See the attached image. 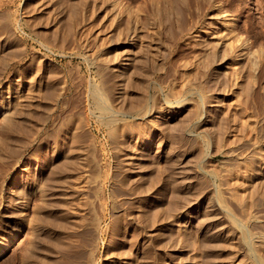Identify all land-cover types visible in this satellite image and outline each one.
<instances>
[{
    "label": "bare ground",
    "instance_id": "1",
    "mask_svg": "<svg viewBox=\"0 0 264 264\" xmlns=\"http://www.w3.org/2000/svg\"><path fill=\"white\" fill-rule=\"evenodd\" d=\"M28 1L23 0L19 16V6L11 10L16 7V0H0V257L7 254L27 228V245L16 256L14 264H172L179 247L193 264H215L217 252L215 244H211L213 238L205 239L200 234L201 229L193 227L194 219L203 208L206 217L221 214L229 219L231 229H235L257 260L264 264V221H257L261 216L257 217L253 209L248 210L257 201L264 202V140L253 145L251 151L236 152L228 146L232 129L227 122L228 113L246 110L245 100L241 101L242 91L248 94L250 87L255 85L257 58L253 57L251 62L254 69L247 77L246 86L238 97L235 94L236 109L226 110L224 103L228 99L226 96L219 98L216 92H226L227 82L235 80L239 72L236 65L249 55L244 52L248 39L234 28V18L227 17L226 11L218 5L213 7L215 14L210 17L215 20L197 27L196 22L189 24L187 20L192 21L193 10L199 11V4L212 0H164L161 10L159 0L151 3L154 13L165 11L163 17L166 14L171 38L190 41L191 47L202 48V56L185 58L172 72L177 75L179 70L185 71V79L192 77L189 81L198 95L195 101L187 103L181 93H169L164 97L166 105L157 100L151 104L141 103L142 97L141 100L137 97L141 104L135 105L130 103L136 83L132 82V64L152 47L140 38V10L132 11L120 0H109L111 21L116 22V30L122 31L120 27L128 17L132 22L131 27L128 25L129 31L123 34V41H128L125 63L116 69L119 74L113 77L120 83L119 97L114 89L118 84L113 87L103 73L115 71L112 69L119 64L120 54L114 55L117 58L113 56V66L109 65L110 58H107L109 61L104 58L105 51L88 57L89 67L97 68L95 72L100 79L89 87L96 107L89 113L95 118L97 129L104 134L97 146L90 121L80 118L83 113L78 111L76 81L65 85L66 81L61 80L63 76L57 80L56 73L60 69L44 54L33 56V59L37 57V66L34 75L27 80L25 72L30 69L31 62H23L27 49L20 33L29 13ZM70 2L72 8L70 12L67 10V15L73 28L82 3ZM59 4L56 6L61 7ZM231 38L239 43L236 50ZM10 41L16 43L15 50H10ZM228 55L235 58L232 70L224 61ZM44 65L54 67L52 78L47 79ZM188 70L193 71L192 76L186 74ZM172 83L171 89H175L176 82ZM260 88L264 99V80ZM127 101L130 106H126ZM168 115L170 118L166 117ZM179 116L182 118L174 124L172 120H178ZM253 126L255 129L256 122ZM27 147L31 150L23 156L21 151ZM154 149L157 150L151 156ZM187 156H195L197 162L194 185L190 180L193 177L186 173L190 170L184 167L187 163L183 164ZM217 156L222 158L216 160ZM5 165L10 168L4 169ZM214 165L224 166L228 173L221 179L231 190L228 196L220 191L210 196L206 176L211 172L206 171V167ZM247 173L260 181L247 192L245 187H251L246 184L243 187L242 183L244 192L239 193L233 179ZM34 193L37 201L31 209L30 196ZM214 197L218 206L211 202ZM72 198L77 203L71 202ZM238 212L245 216L240 217ZM251 219H254L252 224ZM241 226L244 228L239 230Z\"/></svg>",
    "mask_w": 264,
    "mask_h": 264
},
{
    "label": "rangeland",
    "instance_id": "2",
    "mask_svg": "<svg viewBox=\"0 0 264 264\" xmlns=\"http://www.w3.org/2000/svg\"><path fill=\"white\" fill-rule=\"evenodd\" d=\"M37 1L39 4L36 3ZM40 1L41 0H35V2L34 0L28 1L29 2L28 3L29 13L25 16L26 24L24 26L23 32L20 33V38L22 39L27 49V57L23 60V62L24 64L31 62V64L29 63L30 69H28L25 72L26 77H28L27 80L31 76L34 75L35 73L34 68H36L37 66L36 64L37 57L35 59L33 58L35 57V55L40 56V54H44V55H47V57H49V59L53 61L55 67L57 66L60 69V72L56 73V75H58L57 77L58 79L56 78L57 80H59L63 76L61 80L64 79L66 81L65 85L70 84L72 81L73 82L76 81L77 83L76 82L75 83L76 85H78L77 86V99L79 100V101L77 100L78 101L77 106L79 107L78 111L80 114L83 113V115H81L80 118L84 122L90 121L89 124L95 135V143L97 146H99L98 145L99 141L100 142L103 141L104 134L102 130L97 129L98 124L95 123V118L94 117L92 118V116L89 113L90 110H93V109L95 110L96 108L94 107L95 104H93L94 100L93 98H91L89 87L91 83L93 82L98 83L100 79H99V76L96 75V72H95L97 68L92 65L89 67L90 64L88 61V57L91 56L92 54L98 55L100 51H103V52L105 51L106 55L104 56V58L105 59L110 58L109 65L113 66L112 62L114 61V57L117 56V54H120L118 56L119 64H115L117 65V67L115 66V69H112V70H115L116 72L112 71L113 73L111 72H104L105 74L103 73V75L107 79H109L108 81H110L111 84H113V87H117L116 84H118L117 88L120 92L117 91V88H114V89H116L115 90L116 97L117 96L119 97V95L121 94V90H120L121 87L119 86L120 83H118L119 80H117L116 78L114 79L113 77L119 74V71L117 72L116 69L125 63L123 58H125L124 51L127 50L128 41L126 42L125 40L123 41V39H125L124 33L129 31L127 29L131 27L130 23L132 21L130 20V17H128L129 18L128 19L127 17L124 16L125 18H127L126 22L123 21V25L120 27L122 31L120 30L118 31L116 30V27H115L116 22L111 21L112 13L108 5L109 0H106V1L105 0L104 1L103 0H75V2L77 1L78 3L80 2L79 3L80 5L82 3V5L80 7V5L77 3L78 7L80 8L78 9L79 12L77 10L79 14L76 13L78 15V16L76 15V18H79V19H77L76 26L71 28L70 27L71 24L70 22H68L69 15H67L69 14L71 10L70 7L72 6V4H70L71 3L70 0H62V2L61 0H45L44 4H43L44 0H42L41 3ZM82 1H84V3ZM120 1L122 2V4L125 5V7L130 8V10L132 9V11L140 10V12L138 13V19L140 21L139 28L141 27L140 28L141 30L140 38L141 39L143 38L142 41L150 43L152 47L151 51L147 53L148 55L144 53L145 55L141 56V59L138 58L139 61L137 60V58L135 59L133 64L134 65L137 64V65L134 66L132 64L131 70L134 69L133 70L134 73L132 75L133 76L132 82L133 83L136 82L137 86H136V83L133 85L134 89L132 88V91L134 93L131 95V97L133 96L132 98L134 99L130 98V103L132 102V104L134 103L135 105L141 104L143 102L151 104L155 102V100H157L159 103L163 104L164 97L167 96L169 93L171 94L181 93L182 97L187 99L186 101L187 103H191L192 101H195L197 99L198 91L195 89V86H192L191 81H189V79H192V77L185 79L186 78L185 77L186 75H184L185 71L179 70V72L177 73L178 76L176 75V73L174 74L172 72H174V70L178 68V65L180 64V62L183 61L185 58L191 60L197 55H198L197 57H200V55L202 56L203 54L202 48L197 47L198 48L197 49L196 47H193V46L191 47L190 41L187 43L183 40L175 41L176 39L171 38V36L168 33V27L170 24L169 23L166 24L167 23L166 14H165V17H163V14L165 13V11H160L162 13H160L159 11L154 13L152 9V6H153L152 4L158 0H154V1L153 0H134V1L133 0H120ZM158 2L160 4L159 9L161 10V8H163L162 6H164L165 4L164 3L165 1L159 0ZM22 3H23V0H16V7H12L11 9L13 11L19 6V16L21 15V12H22L21 11ZM35 3L38 5H36ZM58 3H60L59 5H61V7L56 6ZM40 4L43 5V7ZM202 4L203 3L199 4V7L202 8L203 11L201 12L202 9L200 10V8H199V11L193 10L194 17L192 21L190 20L191 23L189 20H187L189 24H193V22L194 23L196 22L197 24L196 26L201 27L202 25H205L204 23L206 21L208 22V20L209 21L215 20V19H211L210 17L213 16V14H215L214 13L215 8L213 7H216L219 5L224 9V11H226V14H228L227 17L231 18L232 16L234 18L235 20L234 28L237 30L238 33L243 35V37L248 39V42H249L248 46L244 50V52H247V53L249 52V55L248 56L245 55L242 58L243 60L239 64L236 65V67H238L239 69V72L234 76L236 77V79L234 80L232 78L227 82V85L225 87L226 92L223 91L221 93L220 90L216 91L218 92L219 98L226 96V100L228 99L227 101H225L226 103H224L226 110L227 108L231 110L233 108L234 109L237 108L235 94H238L237 95L238 97L241 94L240 92L246 86L247 77L249 74H251V71H253L254 69V67L251 66L253 57H255V60L257 58V61H259V67H257L256 69L257 79L255 81V85L250 87L248 94H246L244 90L242 91L241 101L243 103V101L245 100V108H246L245 112L239 111V112H235V114H232V113L227 114V122L229 123L232 129L230 132L231 134L230 138L228 139V142H229L228 146L234 149L236 152H241L244 154L247 151H251L253 148V145H256L260 143V141L264 140V99L262 97V90L260 88V84L264 80V0H212L211 3H204L203 5ZM200 5H202V7ZM31 7H34L35 11L34 10L32 11L33 8ZM67 10H69V12H67ZM61 13L63 14L62 16L65 15L64 16L65 18L63 17L64 21L62 20V16L60 15ZM160 14H162V16ZM195 14L196 15L200 14V16L197 17ZM55 15H56V20H55ZM131 18H133V15L131 16ZM197 20L199 21L198 23H197ZM54 23H56V25ZM125 23L127 25V26L125 25L126 28L124 26ZM68 27L70 28V30ZM114 32H115V35H114ZM117 32H118V35H117ZM52 36L55 37L56 40L55 38L52 39ZM119 36L121 37V39L119 38ZM169 37L171 40L173 39L172 42H170L171 40L169 39ZM116 39H118L119 42H117ZM48 41L51 43H49ZM230 41H232L231 43L233 45V49L236 50V46L237 44L239 45V43H235L234 38H231ZM12 43L14 42L12 41L8 42L9 45H12V48H10V50H15L16 43H14V45ZM53 43H55L56 47L54 46ZM57 44L60 46H58ZM44 48L47 49L48 52ZM151 55L154 57H152ZM85 56L87 57V59ZM120 56L122 57L123 60L121 59ZM30 59L33 61L34 65ZM109 60L107 59V61ZM140 60L142 61L140 62ZM224 61L230 64L229 70H232V68L234 67V64H236L235 58L231 59L230 55L226 56ZM138 62L140 63L138 64ZM142 63H144L143 66L140 65ZM44 66L45 67L43 69V72L47 76V79L48 78L50 79L51 75H53L52 72L54 71V67L48 66V65H44ZM141 66L142 68H140ZM138 69L139 71L141 69L142 73L141 71L139 72ZM135 72H137L136 75L138 74V72L140 74L136 76L134 75ZM186 72H188L186 74H191L192 76L193 71L188 70ZM110 73L112 77L111 75H109ZM134 76H136L137 78ZM185 80L186 81L188 80L189 82L188 81L186 82ZM172 82H176V85L174 84L175 89H171V87H173ZM26 86L28 88V83H26ZM152 96H155V98L153 97L154 100L152 99ZM137 97H139L140 100L142 97L143 101L141 102L139 98ZM119 101L121 102V99H119ZM126 103H128V101ZM130 103H128L126 106H130L131 105ZM227 103H229L230 106ZM96 114H98V112H96ZM166 117L170 118L169 115ZM181 118L182 117L179 116L178 120L174 119L172 120V122L174 124H177V122H179ZM1 120H2V117L0 115V124H1ZM255 122H256V127L255 129H253L254 127L253 125H255ZM143 129H144L143 132H146L145 128ZM255 135H257L256 139L251 141L250 139L251 138L253 139ZM237 145H239V147H237ZM236 147H237V150H236ZM30 150L31 149H29L28 147L27 149L23 148L21 151V154L25 156L28 154V151ZM156 150L154 149V151L151 152V156L155 154L154 152H156ZM109 151L111 152V149ZM190 158H191L190 156H187L183 164L185 163L188 164V166H186L187 164L184 165L185 170H190V171H187L186 173H189L188 176L194 178L195 177L194 170L197 168L196 167L197 162H195L196 160L195 156L194 158L193 157L191 159ZM221 158H222L221 156H217L216 160H219ZM192 163L193 164L195 163V164L193 165ZM189 164L193 166L190 167ZM4 167H3L4 169L10 168V166H7V165H5ZM191 171H193V173ZM206 171L212 173V174L208 173V176H206L207 181L206 179H204L206 181L207 189L210 191L209 192L210 196H211V193L212 195L214 194V196H216V192H219V191L223 195L228 196V193L231 190L221 180L222 178L224 179V177H226V175L228 174L225 167L217 166V165L207 166ZM242 176L241 177L238 176L237 179L236 178L233 179V184L235 182L236 190L239 193L244 192L243 188L241 187L242 183L243 185L246 184L247 187H251V188H246L245 185L244 186L242 185L243 187H245V190H246L245 192H247L250 189H252L255 185H257L256 183H259L260 181L259 178H253L252 177L254 176L253 174H251L250 175L251 177H250L247 173L246 175H244L245 177L243 176L245 179L244 178L242 179ZM193 178H190V180L192 179L191 180L192 185L196 183L195 178L194 179ZM246 181H249V182H246ZM30 198H31V202H33L31 203L32 205L31 209H32L33 205L37 201L35 200L37 198V195L34 193L33 195L30 196ZM74 200L75 199L72 198L70 201L71 202L73 201V203H77V201L76 200L74 201ZM211 202L215 204V206L216 205L218 206V200L215 197L213 200H211ZM260 202L261 201H257V203L254 204V206L251 205V208L249 207L248 210L250 211L251 209H253V211L252 210L251 211L253 213L255 212V215L257 217L261 216L260 218H257V221L258 220L264 221V202H262V204ZM256 210L260 212L257 213L258 211ZM201 212L202 213L199 216H197L198 218L196 217L194 219L193 227L195 226L194 229L200 228L201 229L200 234L203 235L205 239L210 240L211 238H213V240L211 239L212 241L211 244L212 245L215 244L214 251L217 252V255L215 256L216 257L215 264H261L259 260H257V258L255 257V255L252 253V251L248 249V246L245 245L244 243L245 240L240 238V235L235 231L234 228L231 229L232 227H230L231 224H230L229 219L224 218L223 215L221 214H217L215 216L208 215L206 217V215H204L206 214L205 213L206 211H203V208ZM238 214H240V217L245 216V214L241 215L243 214L242 212L240 213L238 212ZM253 220L252 219L250 220V224L253 223ZM243 228L244 227L241 226L239 230ZM28 236H29L28 229L25 228L23 232L17 238L15 244L8 250L7 254L5 256L0 257V264H14L16 256L20 252L24 251L27 245V242H28V239H27ZM229 242L231 246L229 245ZM232 245L234 248H232ZM175 254H176L175 255L176 259L179 258V260L175 259L172 262V264H188V263L193 264L190 262L189 259H187V257L189 256H187L183 252V248L181 247L176 248Z\"/></svg>",
    "mask_w": 264,
    "mask_h": 264
}]
</instances>
